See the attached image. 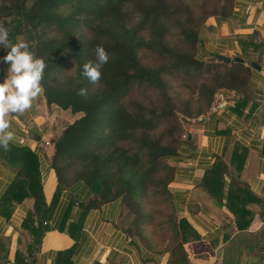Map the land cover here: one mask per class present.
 Here are the masks:
<instances>
[{
    "label": "trees",
    "instance_id": "obj_1",
    "mask_svg": "<svg viewBox=\"0 0 264 264\" xmlns=\"http://www.w3.org/2000/svg\"><path fill=\"white\" fill-rule=\"evenodd\" d=\"M212 16L195 14L191 2L185 0H0V19L8 20L9 36L25 32L31 41L28 50L47 65L42 80L47 105L83 114L53 137L51 160L58 182L68 186L81 182L96 196L81 214L124 198L135 204L134 224L140 230L154 220L153 212L143 214V199L149 195L163 196L170 211L176 210L168 189L174 167L163 162L176 157L182 144L175 116L179 95H172L170 78L177 74L187 80L206 76L196 89V101H188L181 111L196 118L211 108L219 91L245 95L252 76L250 66L235 61L241 57L231 62L216 59L205 68L196 57L198 28ZM98 45L110 59L99 83L93 84L82 71L86 62L95 61ZM143 52L153 55L154 62L143 63ZM136 87L158 93L157 102L134 101L130 95ZM81 89L87 90L86 96L78 94ZM245 103L244 96L238 104ZM160 123L169 124V129L156 135ZM9 148L0 147L5 153L0 157L10 164L17 162L19 171L3 202L33 198L34 213L26 223H32L33 218L41 221L50 210L42 194L37 157L27 148ZM246 153L235 146L230 165L217 158L200 183L217 206L226 207L234 216L240 232L246 231L254 218L247 206L257 202L237 180ZM172 217L170 213L167 221L172 233L168 264H188L184 245L197 235L185 219ZM70 228L79 230V221ZM43 232L38 230L39 235ZM126 234L136 236L131 230ZM149 242L147 246L153 249Z\"/></svg>",
    "mask_w": 264,
    "mask_h": 264
},
{
    "label": "crops",
    "instance_id": "obj_2",
    "mask_svg": "<svg viewBox=\"0 0 264 264\" xmlns=\"http://www.w3.org/2000/svg\"><path fill=\"white\" fill-rule=\"evenodd\" d=\"M205 27L208 35L201 46L208 55L241 57L245 65L256 63L260 71L250 67L245 95L219 92L209 117L188 134L187 142L170 160L175 173L169 186L182 214L178 221L185 219L197 235L184 248L188 264H264V0H235L229 15L212 16ZM9 68L8 63L0 65L1 83L8 79ZM244 96L246 103L239 106ZM43 97L23 115L13 114L15 140L10 145L27 148L37 157L42 194L50 212L41 221L33 218L30 225L26 222L34 213L33 198L3 202L19 167L0 157V264H168L169 252L153 250L126 234L122 198L81 214L96 196L81 182L70 186L58 182L51 167L52 139L55 130L62 129L54 128L52 113L57 116L63 110L48 107ZM237 145L247 151L237 180L257 199L247 206L254 218L243 232L237 230L227 208L217 206L200 187L217 158L230 165ZM0 154L5 153L0 149ZM78 221L79 230H71ZM39 229L44 230L41 235Z\"/></svg>",
    "mask_w": 264,
    "mask_h": 264
},
{
    "label": "rangeland",
    "instance_id": "obj_3",
    "mask_svg": "<svg viewBox=\"0 0 264 264\" xmlns=\"http://www.w3.org/2000/svg\"><path fill=\"white\" fill-rule=\"evenodd\" d=\"M185 1L191 2V6L193 10L195 11V14H199V15L200 14H214L215 16L229 15L235 3V0H185ZM206 20L207 18L202 23V26L198 28L199 43L197 44V53H196V57H198L200 61H202L204 68L207 67L209 64L216 63L217 61L216 60L217 58L214 59V56L211 57L210 55H208L203 50L204 48H202L201 46V41L203 37L204 36L206 37L208 35V33H206V27H205ZM7 24H8V20L0 19V27L8 29ZM18 36L22 37L23 40L26 41L27 43L31 42V41H28L27 34L23 32L22 34H19L14 38L9 36V40L11 41L12 44L17 43ZM10 51H11L10 48L6 49L3 45H0V65L4 64L6 66L4 57H6ZM141 57H142V62L145 64L152 63L155 60L154 56L150 55V53L148 52L141 53ZM205 78L206 76L204 74H201L198 77L193 78L191 80L190 79L187 80L185 76L178 75V74L170 78L171 83L173 85V88L171 90L172 95L173 96H176V94L179 95V97L176 99V108H175L176 115L175 116L179 124L178 126L181 128L180 139H181L182 144L187 142L188 134H190L191 131L196 129L198 126H201L204 123L205 119L209 117L208 113L210 112V109L206 111V113H204L203 115L196 117V118L186 117L181 112L182 109H185V107H187L186 103L188 101L190 100H192L193 102L196 101L197 99L196 89L201 82L206 81ZM131 92L132 93L130 96L134 101H137V102L139 101V102L146 103V104H150L155 99L157 102V99L159 98V94L152 91L149 87H136ZM219 92H222V91H219ZM219 92L217 94H219ZM216 95H214L212 104L215 102ZM43 98L45 100V97ZM51 106H48V107L51 108ZM54 106L55 105H53V107ZM55 108L61 110L57 106L54 107V110H57ZM52 115H54V119H55V121L53 122V125L54 126L56 125L54 128L57 129V127H59L60 129H62L59 133H57L55 130V132L53 133L55 137H58L68 125H70L75 120L83 116V114L74 115L70 111H61V113H57V116H56V113H52ZM56 123L60 126H57ZM168 125L169 124L167 123H162L157 129L156 135H159L165 132L167 129H169ZM124 144L125 142H123L120 145H124ZM182 144L179 146L178 153H179V150ZM163 162H166L171 167H174L172 166L174 165L173 161L168 160V161H163ZM168 189L170 193L174 196V193L171 190L172 188L168 186ZM143 200H144V208H143L144 213L143 214L147 212L149 213L153 212L155 215L154 220L152 221V224L151 225L145 224L139 227L140 230L136 228L134 224L135 219H136V214H135L136 206L133 202L125 199L124 200L125 212H124V218H123L124 231L127 232L131 230V232L134 233V235H136L135 238L145 245H147L148 241H150L149 243L152 246L153 250H157L160 252H167L168 249L172 245L171 244V237H172L171 227L167 224L168 216L171 213V215L174 218H176V220H178L182 216V214L180 213L178 209L177 201L176 199H174L176 210L170 211V207L164 203L163 196L152 197V195H149ZM189 207H191V205H189Z\"/></svg>",
    "mask_w": 264,
    "mask_h": 264
},
{
    "label": "clouds",
    "instance_id": "obj_4",
    "mask_svg": "<svg viewBox=\"0 0 264 264\" xmlns=\"http://www.w3.org/2000/svg\"><path fill=\"white\" fill-rule=\"evenodd\" d=\"M9 29L0 27V45L10 48L4 60L10 64L8 79L0 83V147L9 151V145L15 140L12 128V116L23 115L36 106V101L45 92L42 86L44 71L47 67L42 58H36L30 52L29 45L22 37L17 43L9 40ZM95 61L83 65L82 75L91 83L97 84L102 78V69L109 62V53L103 46L95 48ZM79 95L86 96L87 90L81 89Z\"/></svg>",
    "mask_w": 264,
    "mask_h": 264
},
{
    "label": "water",
    "instance_id": "obj_5",
    "mask_svg": "<svg viewBox=\"0 0 264 264\" xmlns=\"http://www.w3.org/2000/svg\"><path fill=\"white\" fill-rule=\"evenodd\" d=\"M217 60H222V61H225V62H231L233 59H231V58H228V57H224V56H218L217 57ZM235 61H237V62H243V60L242 59H235ZM250 67L252 68V69H255V70H257V71H260V66H258L256 63H251L250 64Z\"/></svg>",
    "mask_w": 264,
    "mask_h": 264
},
{
    "label": "built area",
    "instance_id": "obj_6",
    "mask_svg": "<svg viewBox=\"0 0 264 264\" xmlns=\"http://www.w3.org/2000/svg\"><path fill=\"white\" fill-rule=\"evenodd\" d=\"M23 142H24V141H22V140L20 141V143H23Z\"/></svg>",
    "mask_w": 264,
    "mask_h": 264
}]
</instances>
